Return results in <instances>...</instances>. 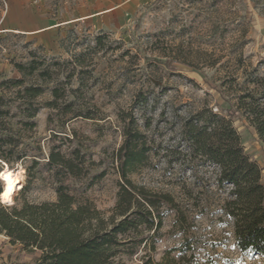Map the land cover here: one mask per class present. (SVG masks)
Listing matches in <instances>:
<instances>
[{"label": "rangeland", "instance_id": "obj_1", "mask_svg": "<svg viewBox=\"0 0 264 264\" xmlns=\"http://www.w3.org/2000/svg\"><path fill=\"white\" fill-rule=\"evenodd\" d=\"M31 62L75 74L81 102L94 107L97 120L72 121L69 130L89 138L95 172H106L87 193L98 210L111 214L122 182L114 162L124 141L119 116L133 114L153 147L129 178L170 195L178 210L165 213L155 251L141 250L127 264L148 255L162 264H264L236 245L225 211L231 188L217 184L215 166L191 163L182 141L185 120L205 108L226 116L224 103L235 104L254 71L264 76V0H0V84L21 78L15 64ZM54 85L41 103L52 100ZM51 113L40 111L26 144L47 145ZM235 127L264 184V146L245 121ZM21 189L13 205L0 204L56 200L42 182L24 196ZM41 255L0 234V264H34Z\"/></svg>", "mask_w": 264, "mask_h": 264}, {"label": "trees", "instance_id": "obj_2", "mask_svg": "<svg viewBox=\"0 0 264 264\" xmlns=\"http://www.w3.org/2000/svg\"><path fill=\"white\" fill-rule=\"evenodd\" d=\"M35 63L15 64L21 78L0 84V173L5 166H20L26 174L22 196L42 182L54 190L56 200H24L21 206L12 207L0 204V234L13 245L40 251L34 264H127L125 259L136 257L141 250L154 252L165 213L178 210V204L170 195L136 186L129 178L153 150L137 118L119 116L124 141L114 162L122 182L109 215L87 196L106 172H95L98 164L92 160L89 138L69 130L72 121L97 120L94 107L81 102L82 87L73 86L75 74L67 78L59 70L57 74L49 68L39 70ZM252 77L235 104L224 103L226 116L205 108L185 120L182 141L191 163L200 160L215 166L217 184L231 188L225 211L234 222L239 250L264 259L262 171L246 153L235 127L236 120L245 121L264 146V76L255 70ZM51 83L55 84L52 100L43 104L40 99ZM42 109L52 112L47 145L34 140L26 144L27 135L37 132L36 119ZM137 264L162 263L148 255Z\"/></svg>", "mask_w": 264, "mask_h": 264}, {"label": "bare ground", "instance_id": "obj_3", "mask_svg": "<svg viewBox=\"0 0 264 264\" xmlns=\"http://www.w3.org/2000/svg\"><path fill=\"white\" fill-rule=\"evenodd\" d=\"M25 173L24 170L20 171H12L10 169H5L0 173V179L4 184V189L0 194V200L2 204L11 206L14 204V196L16 195L17 191L22 188V179L23 174ZM8 177V179H5ZM7 193V197L5 196Z\"/></svg>", "mask_w": 264, "mask_h": 264}, {"label": "clouds", "instance_id": "obj_4", "mask_svg": "<svg viewBox=\"0 0 264 264\" xmlns=\"http://www.w3.org/2000/svg\"><path fill=\"white\" fill-rule=\"evenodd\" d=\"M7 195H8V194H7V193H5V196H6V197H7Z\"/></svg>", "mask_w": 264, "mask_h": 264}, {"label": "water", "instance_id": "obj_5", "mask_svg": "<svg viewBox=\"0 0 264 264\" xmlns=\"http://www.w3.org/2000/svg\"><path fill=\"white\" fill-rule=\"evenodd\" d=\"M3 189H4V187L2 188V191H3ZM1 193H2V192H1ZM1 193H0V194H1Z\"/></svg>", "mask_w": 264, "mask_h": 264}, {"label": "snow or ice", "instance_id": "obj_6", "mask_svg": "<svg viewBox=\"0 0 264 264\" xmlns=\"http://www.w3.org/2000/svg\"><path fill=\"white\" fill-rule=\"evenodd\" d=\"M5 179H8V177H5Z\"/></svg>", "mask_w": 264, "mask_h": 264}]
</instances>
